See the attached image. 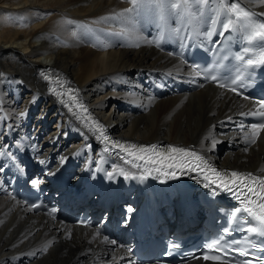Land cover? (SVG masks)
Here are the masks:
<instances>
[{"label": "bare ground", "instance_id": "6f19581e", "mask_svg": "<svg viewBox=\"0 0 264 264\" xmlns=\"http://www.w3.org/2000/svg\"><path fill=\"white\" fill-rule=\"evenodd\" d=\"M244 1L264 12L260 0ZM227 2L144 0L134 7L132 0H0V264L132 263L124 245L94 227L57 224L30 211L4 184L31 170L57 186L66 179L75 194L90 189L106 204L133 203L139 167L106 151L109 141L92 129L94 122L125 145H193L189 150L217 168L264 176V133L246 144L237 130L248 102L211 85L151 93L173 75L194 74L169 47L220 34L230 20ZM37 29L34 40L29 30ZM42 71L73 87L77 102L60 106L47 94ZM160 192L168 202V185Z\"/></svg>", "mask_w": 264, "mask_h": 264}, {"label": "snow or ice", "instance_id": "6c2138e0", "mask_svg": "<svg viewBox=\"0 0 264 264\" xmlns=\"http://www.w3.org/2000/svg\"><path fill=\"white\" fill-rule=\"evenodd\" d=\"M144 0H132V3L134 7L139 6L142 4ZM260 3L264 4V0H260ZM173 8L179 7V5H172ZM134 9H125V12H132ZM231 12H235V15L237 17L236 20H229L227 23L223 24V28L225 30L230 28H235L237 24H239L242 28L245 30L251 29V34L247 35V40L249 42L259 40L261 42H264V23H261L259 25L253 24L251 17L252 14L250 12L244 11L243 9H240L238 4H232L231 5ZM69 23H72V21H69ZM86 27V26H82ZM90 31V30H88ZM178 32V30H177ZM221 36L224 35L223 32L220 33ZM209 36H211V33H209ZM108 45H105L107 47ZM245 53L249 52L248 48L244 49ZM236 59L243 60L244 58L242 56H237ZM259 64H264V51L260 54V59H247L244 64V71H246L248 68L257 66ZM195 67V66H194ZM196 76L200 75V72L194 73ZM41 76L44 77L45 80H49L50 77L48 75H45L42 71L40 73ZM212 80H216V76H211ZM242 79L241 75H237L235 79L232 80V85H237V82ZM203 85H201L202 87ZM220 87H225L224 84H221ZM71 91V90H70ZM232 92H237L236 87H231ZM49 92L54 93L56 95H61L60 93L56 92L55 88H49ZM70 99L75 102L76 97L72 96ZM245 99H248V97H245ZM34 102V101H33ZM77 107L83 108V105H77ZM258 107L259 109H264V100L258 101ZM69 111H72V108H69ZM84 111L87 112V109L84 108ZM252 115V116H260L264 117V111H257V112H250V113H241V115ZM21 117H24L27 115L26 112L20 113ZM77 119H82L81 117H77ZM89 119H91L89 117ZM231 119V117L229 118ZM87 126V125H85ZM94 126L96 128L101 129V135H103V126L99 124V122H94ZM261 130H264V123H257L253 124L251 126V142L255 143V138L260 134ZM246 139L248 137V134L246 133ZM105 141H107L109 138L107 136L103 137ZM114 148L121 149L127 157H132L136 161H145V163H150L153 165L151 168H145L144 174H142L139 178L144 179L145 176H150L153 174V172H158L162 176L167 178H176L179 175H187L189 172L195 173V172H201L205 173L204 179L210 181V184L217 185L218 187L233 192L235 194L234 190L240 191V196H237V199L241 200V204L243 205V208L236 209V212H233L231 215L233 217H236L237 213L243 211L249 214V216L257 222L256 227H249L247 228V232L249 233H256L259 236H264V178H257L253 177L252 173L242 174L238 171H231L230 176L229 173H221L217 169L211 167L208 162L205 160L204 157L199 155L196 151H190L187 148L184 147H174V146H167L163 151H158V146L156 144H153L151 146H144L136 144H122L119 141L113 143L112 145ZM245 152L248 150L247 148L243 149ZM107 151V149H106ZM4 153H0V155H3ZM12 158L15 160L16 157L12 155ZM66 158H61L60 163L63 164L65 162ZM127 163L132 164L134 168L140 167V165L133 163L132 159L126 160ZM40 164H45V160H40ZM204 165L203 167L201 165ZM159 165V167H156ZM0 171H3V168H0ZM22 172L23 169H20ZM122 174L125 176V178H129V173H124L123 170H121ZM207 172H211L215 178H212L211 176L207 175ZM51 175H55V173H50ZM109 177L113 175V173H108ZM247 179H252L253 185H256V187L249 185L247 183ZM33 185L38 184V180L32 181ZM241 185H243V188L247 189V193L243 191L241 188ZM209 185H205V187H208ZM250 193L251 195H248ZM215 194V192H213ZM256 197V199H253L252 197ZM241 197H243L241 199ZM33 208L37 207V205H33ZM52 212L55 211V209L51 210ZM129 212L132 211L131 208L128 209ZM51 214V213H50ZM251 222V221H249ZM225 232H228V229H225ZM107 239V238H105ZM51 243V242H49ZM220 244V241H216L215 243H210L207 245V248L209 250H216L218 252H222L223 255H209L208 253H205L203 255V260L205 261H213V262H220V264H232V261L230 259H226V257L229 254V251H235L238 252L240 256H247L248 252L245 249L239 248V247H232L229 246V248L221 249L218 247ZM251 247L255 248V244H251ZM236 264H253V260H244L239 261L237 260ZM259 264H264V260L259 261Z\"/></svg>", "mask_w": 264, "mask_h": 264}, {"label": "rangeland", "instance_id": "374dc122", "mask_svg": "<svg viewBox=\"0 0 264 264\" xmlns=\"http://www.w3.org/2000/svg\"><path fill=\"white\" fill-rule=\"evenodd\" d=\"M54 17H55V14L53 13V14H51L49 17H48V19L49 20H47V22H49V21H51V20H53L54 19ZM8 27V29L9 30H11V25L10 26H7ZM6 27V28H7ZM10 27V28H9ZM41 29H37L36 31H32V30H29V33H30V36L35 40V34L37 33V32H39ZM32 31V32H31ZM34 36V37H33ZM39 76V75H38ZM96 118V117H95ZM97 119V118H96ZM49 127L51 128H53V125H49ZM166 145H169V144H166ZM190 146H193V145H184V146H182V147H184V148H187V149H191V147ZM229 155H232V154H229ZM233 168H235V167H233Z\"/></svg>", "mask_w": 264, "mask_h": 264}]
</instances>
